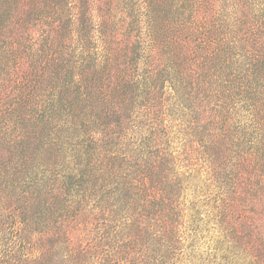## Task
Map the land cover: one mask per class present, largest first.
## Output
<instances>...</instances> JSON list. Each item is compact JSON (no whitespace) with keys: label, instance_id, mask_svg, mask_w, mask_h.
<instances>
[{"label":"trees","instance_id":"1","mask_svg":"<svg viewBox=\"0 0 264 264\" xmlns=\"http://www.w3.org/2000/svg\"><path fill=\"white\" fill-rule=\"evenodd\" d=\"M218 1L187 0V61L183 46L176 56L181 67L187 63L182 72L187 86L182 78L175 91L187 88V108L211 115L206 132L225 125L219 141L232 157L242 150L238 165L218 163L216 169L238 184L244 168L264 173V138L253 133L254 128L264 133V0H221L217 24L203 23L202 10ZM141 3L123 22L126 44L117 43L109 20L98 23L87 11L77 21L70 0H49L22 20L28 29L32 15L42 13L36 21L40 25L45 18L49 31H42L39 45L33 46L28 33L0 38V89L10 87L0 100V169L6 175L0 178L16 190L22 180L23 194L32 201L23 208L28 219L17 216L26 226L14 227L19 241L0 244V264H42L31 252L32 235L64 224L81 207L75 202L88 196L102 205L91 206L97 222L93 245L103 249L106 264H143L159 215L173 221L171 206H156L147 194L162 177L153 151L162 149L167 134L156 106L168 80L161 83L156 68L157 2ZM25 64L19 78L17 70ZM195 135L197 142L217 141L211 134ZM209 151L213 158L223 155L214 146ZM51 166L63 170L41 172ZM163 195L167 200L168 190ZM68 196L79 200L67 201ZM229 207L220 206L222 215ZM168 228L163 227L170 242L177 228ZM180 239L171 241L178 246Z\"/></svg>","mask_w":264,"mask_h":264},{"label":"rangeland","instance_id":"2","mask_svg":"<svg viewBox=\"0 0 264 264\" xmlns=\"http://www.w3.org/2000/svg\"><path fill=\"white\" fill-rule=\"evenodd\" d=\"M48 1L0 0L2 2L0 4L2 6L0 7V38L2 36L12 38L20 33H28L27 38L33 40V46L39 45L44 34L42 31H49L45 18L39 22L40 25L36 21V17L42 13L35 12V15H32L35 20L29 23L28 29L22 27V20L32 14V9L41 8ZM70 1L77 21H81L84 14L88 12L98 23L102 20L111 21L114 33L119 36L118 44H126L128 41L123 22L144 2L141 3V0ZM156 2L158 22L156 68L161 83L168 80L164 92H159L156 115L163 122L161 124L166 126L167 134L161 138L164 151L162 149L153 151L158 157L157 160L161 162L159 172L162 177L158 178L159 183L151 193L147 189L149 192L147 194L152 195V199H155L157 203L156 206H171L176 215L172 216L173 221L170 222L165 220L163 212L159 215L157 228H155L157 237L150 248L143 251L149 254L147 258L144 257L143 264H264V173L257 171L256 166L253 172L250 169L251 173L245 172L246 162H241L240 165L243 164L244 169L242 180L238 184H233L227 178L216 174L218 163L234 167L239 164L235 159L243 155V152L237 150V155L232 157L229 154V148L221 145L219 141L222 134L226 136L225 125L211 127L214 131L206 132L204 129L208 126L207 121H210L211 115L205 112L203 114L199 112L197 115L196 112L187 108V88H183L181 92L175 91L182 78H185L187 86V73L186 76L182 74L183 69L187 72V63H183L181 67L176 57L180 55L178 46H183L187 61V0H156ZM213 5V7L210 5L207 11L202 10L203 23L213 24L215 21L217 24L219 21V18L214 15L223 13L221 0ZM27 68L28 64H25L17 70L19 78ZM9 88L5 85L0 89V100L8 96ZM240 114L244 116V120H247L245 117L248 114H245L243 110ZM238 125L240 128L241 124L238 123ZM200 132L204 136L210 134L215 136L217 141L197 142L195 133ZM253 133L257 136L263 135L264 138V133L259 128L258 130L254 128ZM213 146L223 153L218 159L210 154L212 151L209 149ZM1 163L3 164L0 160ZM2 170L0 169V177L6 176L5 173L3 174L5 170ZM46 170L56 174L63 169L51 166L43 168L41 172ZM13 176L21 177L16 175V172ZM4 178H0L2 180L0 185L7 184L5 188L0 189V244L3 246L11 241H19L15 228L24 229L26 226L18 217L24 218L26 214L23 213V208L31 206L32 203L30 196L23 194L26 184H23L22 180L16 190L10 186V180ZM165 190H168L169 198L163 201ZM65 198L67 201L74 200L70 196ZM220 198L223 199L222 203ZM97 199L98 197L94 196L80 198L81 204L78 202L79 199H75L78 203L74 200V206L81 207H77L78 212L71 213L64 224L51 226V229H46V234L32 235L30 241L34 244L32 248L34 251L31 252L38 259L42 257V264H106L103 263L107 260L103 257V249L97 250V247L93 245L97 222L92 207L102 206ZM143 199L146 201L147 197ZM220 206L232 207H229L230 212L228 213L227 210V215L224 216ZM71 215L74 219L70 218ZM76 215L77 218H75ZM27 219L26 216L24 220ZM165 226L173 232L177 228L174 238L168 235L170 242L165 237L163 229ZM21 233L23 232L21 231L18 235ZM176 236L181 237L178 246L171 241L176 239ZM91 247L95 249L91 251ZM83 248L90 250L91 254L79 252ZM98 255L103 257L102 261L97 259Z\"/></svg>","mask_w":264,"mask_h":264}]
</instances>
